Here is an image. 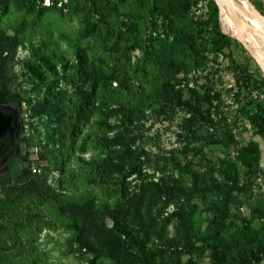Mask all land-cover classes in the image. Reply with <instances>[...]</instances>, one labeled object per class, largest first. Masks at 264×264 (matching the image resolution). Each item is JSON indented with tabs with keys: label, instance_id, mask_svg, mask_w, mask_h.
<instances>
[{
	"label": "rangeland",
	"instance_id": "374dc122",
	"mask_svg": "<svg viewBox=\"0 0 264 264\" xmlns=\"http://www.w3.org/2000/svg\"><path fill=\"white\" fill-rule=\"evenodd\" d=\"M23 1L28 10L0 0V9L7 7L0 13L1 90L17 96L5 103L16 111L17 126L11 156L0 166V264H115L104 257L89 262L91 255L75 247L73 233L51 198L56 193L110 206L116 202V188L100 167L109 152L96 144L100 137L112 135L140 154L146 180L160 178L171 184L179 189V204L196 209L189 237L201 250L160 257L164 264H209L214 219L202 206L208 200L235 201L239 208L232 213L244 219L249 236L264 242V222L251 216L256 203L250 204L257 198L264 203V103L251 96L264 95V68L242 39L225 34L218 11L217 26L229 38V48L208 56L190 74L211 88L210 122H203L196 115L186 121L180 107L164 108L156 101L158 74L144 51L155 46L158 35L172 36L167 19L156 15V10H166L168 0ZM192 1L190 21L196 29L202 25L206 35L212 29L211 5L207 0ZM235 1L264 16V0H249L251 5ZM75 51L106 79L100 77L86 118L73 136V115L86 90L73 70ZM38 56L48 57L56 76ZM33 69L40 76L33 75ZM46 88L60 106L52 119L38 114ZM30 138H35L33 144ZM247 161L256 162L260 173L247 172ZM6 167L25 171L8 182ZM127 181L132 191L136 182ZM171 210L166 208L164 215ZM172 226L166 228L168 237ZM10 245L18 260L8 258ZM251 260L264 264V249Z\"/></svg>",
	"mask_w": 264,
	"mask_h": 264
},
{
	"label": "trees",
	"instance_id": "16d2710c",
	"mask_svg": "<svg viewBox=\"0 0 264 264\" xmlns=\"http://www.w3.org/2000/svg\"><path fill=\"white\" fill-rule=\"evenodd\" d=\"M196 1L200 0L192 2ZM11 2L17 10H28L23 0ZM207 2L212 11V29L208 34L205 35L202 25L196 29L191 23V0H168L165 3L166 10H156V15L167 19L172 36L158 35L155 46L144 51L145 59L154 66L158 74L154 83L156 101L164 108L180 107L184 115H187L186 121H191L190 118L196 115L203 122H210L211 88L197 83L190 74L199 64L206 62L208 56L216 57L229 48V38L221 34L217 26L218 7L211 0ZM6 8V4H3L0 13L4 14ZM224 29L226 35L234 38L225 27ZM188 47L191 49H187ZM3 52L0 47V72ZM174 56L180 61H175ZM228 57L232 65H237L231 55ZM38 61L51 75L56 76L54 65L50 64L48 57L38 56ZM73 70L86 86L84 96L73 115L72 134L75 136L77 128L86 118L85 110L100 77H105L97 74L92 65H87L78 51L74 52ZM32 74L40 76L36 69L32 70ZM107 78L109 81L113 79ZM1 87L0 82L1 104L11 98L17 99V96L11 97ZM51 95L49 88L44 89L38 109V114L46 119H52L60 113V106L51 101ZM33 140L35 138H30L29 144H33ZM214 142L220 143L217 139ZM96 144L103 151L109 152L102 158L100 167L106 181L112 182L116 188L117 199L113 205L93 202L88 198L61 196L49 190L53 193L51 198L57 214L73 233L75 247L91 255L90 263L104 257L115 264H164L160 257L197 254L201 246L194 245L189 237V231L195 226L196 209L193 205L179 204V189L171 184L168 186L160 178L156 181L146 180L141 175L140 154L132 151L119 135H112L110 138L102 136ZM243 167L252 175L260 173L254 161ZM6 171L4 179L12 182L23 175L25 170L8 167ZM129 178H134L136 182L132 191L127 183ZM233 186L235 190L236 181H233ZM251 203H256L251 216L264 222V203L259 198ZM202 206L214 219V233L209 238V257L213 258L209 259V264H251V257H259L263 252L264 242L249 236L251 231L244 224V219L232 213L233 209L239 208V204L233 200H208ZM168 207H172V210L164 215V210ZM170 224H173V234L168 237L166 228ZM201 242L203 244L204 239ZM13 247L10 245L7 251L10 256L8 258L18 260L20 257H13Z\"/></svg>",
	"mask_w": 264,
	"mask_h": 264
},
{
	"label": "bare ground",
	"instance_id": "6f19581e",
	"mask_svg": "<svg viewBox=\"0 0 264 264\" xmlns=\"http://www.w3.org/2000/svg\"><path fill=\"white\" fill-rule=\"evenodd\" d=\"M215 4L223 26L236 39H242L248 52L264 68V16L235 0H216ZM248 23H254L255 26Z\"/></svg>",
	"mask_w": 264,
	"mask_h": 264
},
{
	"label": "water",
	"instance_id": "95a60500",
	"mask_svg": "<svg viewBox=\"0 0 264 264\" xmlns=\"http://www.w3.org/2000/svg\"><path fill=\"white\" fill-rule=\"evenodd\" d=\"M245 2L251 5L249 0H245ZM16 126V111L10 105L0 103V159L7 156L14 143Z\"/></svg>",
	"mask_w": 264,
	"mask_h": 264
},
{
	"label": "built area",
	"instance_id": "2783aa9c",
	"mask_svg": "<svg viewBox=\"0 0 264 264\" xmlns=\"http://www.w3.org/2000/svg\"><path fill=\"white\" fill-rule=\"evenodd\" d=\"M251 96L257 102L262 103V104L264 103V95L262 93H260V92H254V93H252Z\"/></svg>",
	"mask_w": 264,
	"mask_h": 264
},
{
	"label": "flooded vegetation",
	"instance_id": "af4514ba",
	"mask_svg": "<svg viewBox=\"0 0 264 264\" xmlns=\"http://www.w3.org/2000/svg\"><path fill=\"white\" fill-rule=\"evenodd\" d=\"M12 147L9 149V152H8V154H7V156H5V157H3V158H1L0 159V166L1 165H3L5 162H6V160L11 156V151H12Z\"/></svg>",
	"mask_w": 264,
	"mask_h": 264
}]
</instances>
